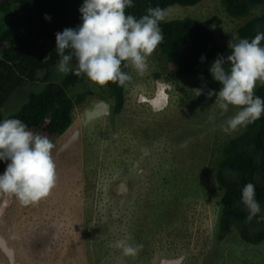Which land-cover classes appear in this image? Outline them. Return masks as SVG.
Masks as SVG:
<instances>
[{
  "label": "rangeland",
  "instance_id": "obj_1",
  "mask_svg": "<svg viewBox=\"0 0 264 264\" xmlns=\"http://www.w3.org/2000/svg\"><path fill=\"white\" fill-rule=\"evenodd\" d=\"M165 11L168 20L203 21L226 45L240 39L247 20L230 17L222 0ZM147 64L143 74L129 66L121 114L112 115V100L96 94L74 107L64 134L49 138L56 182L46 197L21 205L0 193V264H264V242L247 244L236 230L217 239L216 158L244 129L225 133L221 125L238 109L224 113L214 104L207 93L219 91L215 84L172 75L159 45ZM65 76L53 66L48 80ZM41 86L25 82L4 114ZM5 167L0 163V173ZM126 237L142 245L134 256L115 247Z\"/></svg>",
  "mask_w": 264,
  "mask_h": 264
},
{
  "label": "trees",
  "instance_id": "obj_2",
  "mask_svg": "<svg viewBox=\"0 0 264 264\" xmlns=\"http://www.w3.org/2000/svg\"><path fill=\"white\" fill-rule=\"evenodd\" d=\"M204 0H133L126 14L139 18L146 9L159 6L191 7ZM83 0H0V119H20L34 134L58 137L73 121V110L87 97L102 95L112 100V115H119L126 102L128 82L121 86L108 82L90 86L87 77L71 72L61 82L48 80L50 69L58 62L55 34L80 24L78 11ZM228 15L247 18L238 35L251 40L257 31L264 32V0H222ZM45 16L50 17L46 20ZM163 41L159 44L170 73L176 77L198 76L220 87L209 74L210 64L218 55L229 54L207 25L186 17L160 22ZM264 45V40L261 41ZM204 57L201 62V57ZM122 71L129 74V67ZM43 73V75H41ZM42 82L29 93L18 110L4 114L11 95L25 82ZM83 88L85 91L77 92ZM254 95L264 100V83L257 81ZM3 163V162H0ZM234 174V175H233ZM215 179L221 192V212L217 239L222 241L236 230L244 242H264V114L226 141L216 158ZM255 186V199L261 211L251 220L241 203V189L246 183Z\"/></svg>",
  "mask_w": 264,
  "mask_h": 264
},
{
  "label": "clouds",
  "instance_id": "obj_3",
  "mask_svg": "<svg viewBox=\"0 0 264 264\" xmlns=\"http://www.w3.org/2000/svg\"><path fill=\"white\" fill-rule=\"evenodd\" d=\"M131 7L133 0H83L78 9L80 24L55 34L59 57L55 71L83 75L98 85L113 82L121 86L131 79L122 71V64L143 74L148 67L147 58L163 41L159 24L166 20V11L149 6L146 14L136 18L126 14L125 10ZM262 40L264 32L260 31L251 40L232 38L229 54L218 55L209 66V74L220 88L218 92L209 90L208 97L214 95V104L224 113L230 106L238 109L221 125L225 133L246 127L264 114V100L253 92L257 81L264 83ZM193 91L196 96L201 94L200 89ZM54 147L47 136L34 134L20 119H0V162H6L0 173V193L14 196L21 205L46 197L56 182ZM240 200L248 212L246 219L251 220L261 211L253 183L242 187ZM130 239L115 242L125 256H134L142 248L130 243Z\"/></svg>",
  "mask_w": 264,
  "mask_h": 264
}]
</instances>
